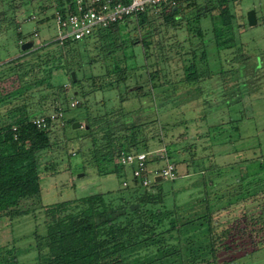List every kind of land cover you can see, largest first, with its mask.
<instances>
[{"label": "rangeland", "instance_id": "rangeland-1", "mask_svg": "<svg viewBox=\"0 0 264 264\" xmlns=\"http://www.w3.org/2000/svg\"><path fill=\"white\" fill-rule=\"evenodd\" d=\"M194 2L198 23L194 12L184 14L181 9L184 21L175 30H165L160 15L153 13L157 28L145 41L146 48L140 41L146 32L131 17L118 28L124 48H107L111 53L106 55L110 39L106 43L91 36L69 48L55 43L54 0H0V126L60 109L64 114L63 126L59 122L49 130L52 144L60 147L57 157L45 155L56 174L41 176L40 195L20 206L26 214L0 218V264H8L9 255H15L18 264H35L38 253L47 252L36 247L35 235L45 234V211L53 204L99 194H109L112 206L138 198L122 190L123 179L130 180L127 170L111 172L112 163L90 162L87 151L93 136L84 127L87 118L99 122L94 126L99 139L107 121L115 137L123 127H142L135 151L162 149L175 163V180L159 181L150 192L155 196L162 191L163 202L145 210L178 208V218H189L204 215L210 205L208 212L218 210L219 221H224L264 207V0H229L231 31L218 40L215 34L222 23L217 0ZM250 10L257 17L251 28L246 17ZM135 39L138 42L130 45ZM30 41L34 46L23 55L21 44ZM10 61L15 62L7 64ZM191 63L201 78L185 84L183 69ZM71 69L79 81L75 86ZM48 74L49 79L41 81ZM59 87L66 92L58 97ZM72 121L81 128L72 129ZM71 149L79 151L72 155ZM199 199L208 204L200 205ZM167 229L165 220L157 232ZM192 232L199 230L187 234ZM173 236L171 244L177 243L176 232ZM262 242L257 248L247 246V253H235L229 264H264V236ZM149 251L155 248L141 255Z\"/></svg>", "mask_w": 264, "mask_h": 264}, {"label": "trees", "instance_id": "trees-1", "mask_svg": "<svg viewBox=\"0 0 264 264\" xmlns=\"http://www.w3.org/2000/svg\"><path fill=\"white\" fill-rule=\"evenodd\" d=\"M228 1L217 0L216 14L220 17L222 25L221 28H217L220 35L215 34L216 40L219 36L222 37L231 31ZM54 3V9L61 13H64L66 9L69 12L73 11V0H54ZM196 8L194 0H176L173 6L163 4L158 11L148 9L132 16L135 18L138 29H144L146 32V36L140 38L143 46L149 47L145 41L153 37L156 32L153 13L160 15L163 29L175 30L184 21L181 9L185 10L184 14L188 9V12H194L193 21L199 22ZM129 18L92 35L99 37L103 42L111 40L104 54L109 55L111 52L108 50L115 52L124 48L123 42L119 43L118 28L119 25L126 24ZM196 35L201 37L202 32L198 30ZM19 40L21 41L20 38ZM137 42V39L129 40L130 45ZM72 43L75 42H66L62 46L69 48ZM30 51L22 52V54L25 55ZM201 59H205L204 52L201 54ZM14 62L10 61L7 64ZM91 63L95 61L92 59ZM71 71L74 70L71 69ZM183 73L185 84L197 82L201 78L194 63L185 66ZM50 74L41 81L49 79ZM70 79L72 86L79 83L78 80H72L71 73ZM64 92H66L65 88L59 87L56 94L59 97ZM65 103L66 101L62 102V104ZM125 116L122 115L123 118ZM87 121L89 137L93 136L92 147L87 151L92 156L90 162L95 165L101 163L100 166L109 162L113 164L111 172L122 170L123 168L116 164V154L120 151H135L138 148L140 143L138 133L142 127H123L119 129L122 132L121 135L115 137L110 122L107 121L104 124L107 125L104 128V134L99 139L96 136L97 129L94 130V126L99 122L93 118H87ZM71 124L73 125L74 121ZM50 127L51 125H48L46 129H38L27 116L0 126V218L3 216L13 218L26 214L27 210H20V206L23 201L40 195L41 176L56 174V170L49 168L45 161L47 160L45 155H48V158L57 157V150L60 148L58 144H52ZM128 131L131 134L126 136ZM115 132L119 131L115 130ZM78 151L71 149L69 153L73 155ZM105 174L108 173H103ZM122 190H128L134 196L138 194V198L135 202L122 201L112 206L109 194H99L77 201L56 203L48 207L45 212L49 222L46 225L45 234L35 235L36 247L40 250L46 249L47 252L38 253L35 264H209L211 260L229 264L233 261L232 257L235 253L238 255L247 253V246L257 248L263 245L264 207L250 212H241L240 216L234 220L219 221V212L216 213L218 210L208 212L210 205L206 208L204 215L194 214L193 217L178 218L176 214L178 208L164 212L145 210L149 205H158L163 202L162 191L152 196L150 191L139 188ZM198 202L200 205L208 204L207 199H199ZM165 220L168 222L169 229L157 232L164 225ZM204 225L206 228H203ZM193 228L199 230L198 234L192 232L188 235L187 233ZM174 232L177 234V243L171 244L168 240L174 238ZM184 234L185 237L182 240ZM202 236L205 242H202ZM150 248H155V251L141 255L142 251ZM226 254L231 256L224 257ZM5 259L9 262L8 264H18L15 255H9Z\"/></svg>", "mask_w": 264, "mask_h": 264}, {"label": "built area", "instance_id": "built-area-1", "mask_svg": "<svg viewBox=\"0 0 264 264\" xmlns=\"http://www.w3.org/2000/svg\"><path fill=\"white\" fill-rule=\"evenodd\" d=\"M163 4L175 5L176 0H73V11H54L53 20L57 28L55 43L62 46L66 42H78L91 37L126 18L143 13L148 9L159 10ZM36 36V34H35ZM76 103L71 106L75 107ZM63 112L30 119L38 129H46L63 120ZM63 124V122H62ZM15 130V129H14ZM116 164L127 170L130 180L123 179L122 189L150 191L158 181L175 180L176 165L169 159L165 150L138 152L120 151L116 154ZM160 164L155 168L151 165Z\"/></svg>", "mask_w": 264, "mask_h": 264}, {"label": "water", "instance_id": "water-1", "mask_svg": "<svg viewBox=\"0 0 264 264\" xmlns=\"http://www.w3.org/2000/svg\"><path fill=\"white\" fill-rule=\"evenodd\" d=\"M247 22H248V26L251 28V27H255L257 25V17H256V12L255 10H250L247 12ZM34 44L33 42H25L21 45V51L22 52H26L28 50H31L33 48ZM71 77H72V80L75 81L76 78H75V74L72 72L71 73ZM84 125H85V129H88L89 128V125H88V121L85 120L84 121ZM78 128H81V125L79 122L77 123H74L72 125V129H78ZM158 182L160 181V179H156Z\"/></svg>", "mask_w": 264, "mask_h": 264}]
</instances>
